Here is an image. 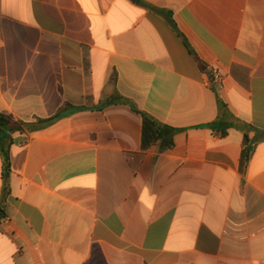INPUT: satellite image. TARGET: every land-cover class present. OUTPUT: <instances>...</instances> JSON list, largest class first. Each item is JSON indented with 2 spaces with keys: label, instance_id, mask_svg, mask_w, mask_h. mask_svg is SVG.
<instances>
[{
  "label": "crops",
  "instance_id": "obj_1",
  "mask_svg": "<svg viewBox=\"0 0 264 264\" xmlns=\"http://www.w3.org/2000/svg\"><path fill=\"white\" fill-rule=\"evenodd\" d=\"M0 114V264H264V0H0Z\"/></svg>",
  "mask_w": 264,
  "mask_h": 264
},
{
  "label": "trees",
  "instance_id": "obj_2",
  "mask_svg": "<svg viewBox=\"0 0 264 264\" xmlns=\"http://www.w3.org/2000/svg\"><path fill=\"white\" fill-rule=\"evenodd\" d=\"M173 22V20L171 19ZM173 26L174 23H173ZM187 47H189L188 44H186ZM191 54H193L192 51H190ZM219 105V116L218 118L210 123L206 124L204 127L212 129L214 132H217L221 134L222 136H225L227 134V131L229 128H238L245 132V141H248L247 137V131L250 129H253V127L247 123L239 122L240 120L234 118L228 111L227 106L222 102L221 99L218 100ZM138 111V110H137ZM143 118H144V126H145V145H146V132L148 128L152 131V136L155 141L159 142L161 149L168 150L174 145V136L179 131L176 128H173L171 126L159 123L151 118L150 115L139 112ZM53 120V119H52ZM49 120V121H52ZM0 122L8 127L16 126V122H14L9 117L0 114ZM239 123V124H235ZM5 169H6V176L8 175L9 171V155L8 153H5ZM5 216L4 209L2 205H0V220Z\"/></svg>",
  "mask_w": 264,
  "mask_h": 264
},
{
  "label": "built area",
  "instance_id": "obj_3",
  "mask_svg": "<svg viewBox=\"0 0 264 264\" xmlns=\"http://www.w3.org/2000/svg\"><path fill=\"white\" fill-rule=\"evenodd\" d=\"M216 75H218V74H216Z\"/></svg>",
  "mask_w": 264,
  "mask_h": 264
}]
</instances>
